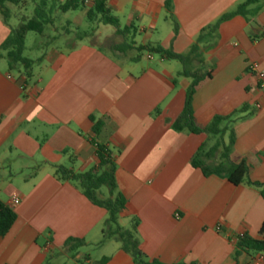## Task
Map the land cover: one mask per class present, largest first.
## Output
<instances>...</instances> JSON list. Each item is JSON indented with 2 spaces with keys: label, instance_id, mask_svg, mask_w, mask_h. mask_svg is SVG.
I'll return each instance as SVG.
<instances>
[{
  "label": "crops",
  "instance_id": "obj_1",
  "mask_svg": "<svg viewBox=\"0 0 264 264\" xmlns=\"http://www.w3.org/2000/svg\"><path fill=\"white\" fill-rule=\"evenodd\" d=\"M243 1L173 0L170 17L165 0H108L121 26H137V45L161 44L187 55L203 35V62L188 64L189 72L210 74L195 89V117L207 125L217 115L243 111L230 125L235 143L225 163L246 162L247 177L239 184L225 175L205 176L190 164L200 146L215 139L171 126L193 81L177 60H156L149 53L147 60H134L137 54L131 53L117 57L91 39L67 34L62 45L44 54L47 74L27 83L0 57V198L8 204L15 195L21 198L14 206L16 223L0 237V264H135L117 239L100 243L107 210L55 175L67 162L78 172L97 167L98 143L111 150L119 189L128 200L119 222L125 227L121 219L129 225L139 219L147 256L167 264H264V253L236 254L239 237L259 238L264 221V198L250 183H264V0L211 30ZM35 7L31 2L25 12L32 16ZM53 15L54 22L73 15L63 25L68 32L86 11ZM55 28L53 23L41 35L39 48ZM10 34L0 12V45ZM91 116L103 122L99 134ZM220 154L221 149L214 164L222 162ZM69 238L85 240L84 247L100 251L98 259L84 247L72 257L64 248Z\"/></svg>",
  "mask_w": 264,
  "mask_h": 264
},
{
  "label": "trees",
  "instance_id": "obj_2",
  "mask_svg": "<svg viewBox=\"0 0 264 264\" xmlns=\"http://www.w3.org/2000/svg\"><path fill=\"white\" fill-rule=\"evenodd\" d=\"M260 0H244L237 8L221 16L218 21L211 26L212 32H216L220 24L235 15L245 14L248 6L259 2ZM31 2L36 3L34 14L28 15L25 11ZM165 8L168 15L172 17L173 0H165ZM85 10L86 18L93 24L111 25L115 28V33L124 38L122 44H113L111 50L127 54L131 50L137 51L135 59H139L143 52L149 54L157 53L161 57L169 60L179 61L183 69L182 74L192 77L193 81L187 91L185 103L182 112L171 122V126L177 132H188L193 134L206 133L210 138L215 139L214 143L209 146L208 142L203 143L190 160L194 168H199L205 176L211 174L225 175L233 184H239L244 181L248 173V165L245 161L230 164L226 166L229 160L231 146L235 143V132L230 126L236 120L241 118L243 111H235L230 115H217L207 125L198 123L193 108V95L201 79L210 74L200 75L199 72H189L188 64L193 61L203 62L200 53L199 43L203 35L199 36L197 41L192 45L191 51L187 55L174 52L172 49L164 48L161 44H140L137 45L135 36L137 26L131 23L121 26L119 18L114 15L108 0H92L87 3L86 0H65L64 2H53L51 0H0V12L4 21L10 25L11 34L7 40L0 45V57H5L9 61L11 70L17 69L26 82H30L34 76V67L36 60L26 55V41L28 34L34 32L44 35L47 29L54 23V12L59 10L62 13L75 10ZM13 20L17 21L14 25ZM71 26V25H70ZM76 28V39L81 40L90 35L87 32H81ZM177 27H175L176 29ZM96 29H93L91 36ZM94 122L93 132L99 134L103 127L102 120H96L91 116ZM228 132L229 141L225 143L224 137ZM210 141V140H209ZM209 146V147H208ZM221 149V160L219 164H211L208 160L215 159ZM97 157L99 164L94 169L86 172H78L70 167L57 166L55 175L62 181L70 182L77 186L84 195H86L94 204L104 207L108 212L103 229V237L100 243L107 239L115 238L121 243V248L129 253L135 264H167L157 258H150L143 251L142 242L139 238L138 226L139 219L132 218L128 227H123L119 218L121 213L126 209L127 198L119 189L116 170L117 164L112 157V152L104 143L97 144ZM260 190L264 198V183L250 182ZM106 186L109 188V194L104 195L101 189ZM18 219V214L13 206L6 203L0 198V237L6 236ZM260 237L255 238L249 234H243L237 242L236 254L245 251L250 255L264 253V221L262 223ZM86 245L85 240L79 238H69L64 248L72 257H75L78 250ZM86 261L79 260V264H85ZM101 264L103 262H100ZM182 264V263H173ZM195 264V263H191Z\"/></svg>",
  "mask_w": 264,
  "mask_h": 264
},
{
  "label": "rangeland",
  "instance_id": "obj_3",
  "mask_svg": "<svg viewBox=\"0 0 264 264\" xmlns=\"http://www.w3.org/2000/svg\"><path fill=\"white\" fill-rule=\"evenodd\" d=\"M32 10V8L30 9ZM70 19L73 20V15H68L66 17H59L56 18L54 25L57 27L55 28V30L53 31V34L51 36H48L46 39H44L43 42V47L39 48V44L42 41V36L40 34L34 33V32H30L28 34L27 37V41H26V55L33 58V59H40V61L37 62L36 67H35V75L33 76L32 80L30 82H36L39 80L40 76H45V74H47V72L50 70V64L48 62L47 59H45L44 54L48 51V49L50 47H58L60 45H62V43L64 42V38L63 36H66L67 34H69L70 37H72L73 39H76V28L73 27L72 29H70L68 32L65 29V25L66 24V20ZM17 21L15 20V23ZM62 25V26H61ZM54 27V26H53ZM77 29L81 32H87L90 35L86 36L84 39H91L93 42L99 43L101 45H103V47L106 49L107 52H109L110 54L117 56V57H122V53L117 52V51H113L111 50V46L114 44H121L122 42V37L118 36L115 33V28L111 25H105V24H93L91 22H89L87 20L86 17L83 18V20L76 25ZM93 29H96V31L94 32V34L97 33V35H92L91 33L93 32ZM108 34V35H106ZM110 34V35H109ZM113 34V35H112ZM49 42H53V46H46L47 43ZM136 54L137 51H130L128 52V54ZM146 55L147 52H143L141 54V57H143L144 60L146 59ZM154 56V58L159 59L160 55L157 53H153L152 54ZM175 62V61H174ZM175 64H178V67L180 69H183L182 64H180V62L176 61ZM187 68L189 69V66H187ZM214 141H210L209 144L213 143ZM210 146V145H209ZM208 146V147H209ZM209 163L214 164V159L208 160ZM73 162H67V166L69 167ZM101 191L104 193V195H108L109 194V188L104 186ZM121 223L125 226L128 227L129 226V222L126 220L121 219ZM109 242H118L115 238L114 239H110ZM119 243V242H118ZM82 251L84 252H88L91 254L93 260L95 261L96 259H98L99 257V252L98 250H94L91 248H87L84 247L82 248Z\"/></svg>",
  "mask_w": 264,
  "mask_h": 264
},
{
  "label": "built area",
  "instance_id": "obj_4",
  "mask_svg": "<svg viewBox=\"0 0 264 264\" xmlns=\"http://www.w3.org/2000/svg\"><path fill=\"white\" fill-rule=\"evenodd\" d=\"M86 2L88 3V0H86ZM256 67H257L256 64H253V69H256ZM257 107H260V105H257ZM20 202H21L20 196L15 195L10 200V205L14 207V206L18 205ZM177 216H179V214H177Z\"/></svg>",
  "mask_w": 264,
  "mask_h": 264
}]
</instances>
